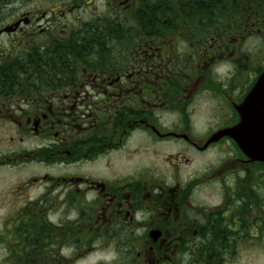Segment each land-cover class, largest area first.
Listing matches in <instances>:
<instances>
[{
  "label": "flooded vegetation",
  "instance_id": "af4514ba",
  "mask_svg": "<svg viewBox=\"0 0 264 264\" xmlns=\"http://www.w3.org/2000/svg\"><path fill=\"white\" fill-rule=\"evenodd\" d=\"M0 36L6 264H264V161L224 134L264 0H0Z\"/></svg>",
  "mask_w": 264,
  "mask_h": 264
},
{
  "label": "water",
  "instance_id": "95a60500",
  "mask_svg": "<svg viewBox=\"0 0 264 264\" xmlns=\"http://www.w3.org/2000/svg\"><path fill=\"white\" fill-rule=\"evenodd\" d=\"M238 111L239 123L224 134L233 138L247 156L264 161V70Z\"/></svg>",
  "mask_w": 264,
  "mask_h": 264
},
{
  "label": "rangeland",
  "instance_id": "374dc122",
  "mask_svg": "<svg viewBox=\"0 0 264 264\" xmlns=\"http://www.w3.org/2000/svg\"><path fill=\"white\" fill-rule=\"evenodd\" d=\"M7 40L5 39V37L0 36V43H6ZM0 174L2 176H4L6 178V187H9V185L14 182L17 178V175L11 173L10 170H5V172H0ZM7 212V210H0V217ZM4 253L3 248L1 247L0 250V264H6V262H4L1 257ZM101 259H105V260H109L110 257L108 256H103V254L99 253V252H95L92 253V255H89L83 259H78L77 261H75L73 264H98L99 260Z\"/></svg>",
  "mask_w": 264,
  "mask_h": 264
},
{
  "label": "trees",
  "instance_id": "16d2710c",
  "mask_svg": "<svg viewBox=\"0 0 264 264\" xmlns=\"http://www.w3.org/2000/svg\"><path fill=\"white\" fill-rule=\"evenodd\" d=\"M57 69V68H56Z\"/></svg>",
  "mask_w": 264,
  "mask_h": 264
}]
</instances>
